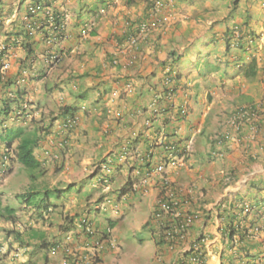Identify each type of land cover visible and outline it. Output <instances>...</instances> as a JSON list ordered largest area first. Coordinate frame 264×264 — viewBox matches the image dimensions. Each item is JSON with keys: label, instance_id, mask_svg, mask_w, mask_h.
<instances>
[{"label": "crops", "instance_id": "0c3cea01", "mask_svg": "<svg viewBox=\"0 0 264 264\" xmlns=\"http://www.w3.org/2000/svg\"><path fill=\"white\" fill-rule=\"evenodd\" d=\"M156 1L0 0V17L7 13L1 17L7 23L0 38L21 39L9 54L11 68L7 82L0 84V108L27 103L23 120L8 129L23 130L22 137L32 142L37 161L44 149L59 154L58 160L39 161L36 170L46 173L39 174L38 182H50L48 174L61 168L58 176L63 186L57 192L61 197L63 187H75L95 175L98 162L105 161L111 168L108 188L86 201L77 204L64 197L45 217L26 205L41 225L31 220L20 230L14 217L20 213L10 206L13 219L8 221L10 232L0 236V264H64L66 259L70 264L93 253L96 264H105L119 252L85 246L84 236L78 234L70 240L72 254L63 249L51 253L38 245L41 240L48 246L62 240L66 232L74 231L83 206L108 193L121 216L123 208L135 207L136 200L148 205L149 215L142 224L154 243L151 264H174L200 235L207 238L209 264H227L230 257L233 264H264V0H173L171 8L158 12L159 24L138 34L137 24ZM36 3L48 7L54 18L37 12L32 17L34 32L25 38L22 17ZM90 22L92 30L83 34ZM234 25L241 29L239 37L232 34ZM131 34L138 37L136 51L128 43ZM26 42L31 44L29 49L23 47ZM131 54L137 58L128 64ZM250 58L256 59L258 67L252 78L240 69ZM22 70L27 79L18 100L10 102L6 98L9 84ZM241 107L256 109L257 131L245 125L226 142L222 156L213 157L215 137L227 129L229 118ZM66 108L78 113L80 121L68 134V145L59 146L61 135L55 124ZM0 135L2 139L4 134ZM170 142L175 143L178 156L185 157L184 165L167 167L164 173L181 201L180 210L205 212L188 228L187 240L172 250L161 241L168 222L151 220L160 175H148ZM186 145L190 150H185ZM59 186L50 187L57 190ZM123 187L126 191L120 194ZM218 207H231L234 223L242 220L241 227L248 231L244 241L236 235L229 247L222 240L227 224L224 216L217 215ZM106 213L104 218L99 213L95 220L100 234L117 220L111 211ZM36 232L39 237H34ZM243 244L247 257L240 255Z\"/></svg>", "mask_w": 264, "mask_h": 264}, {"label": "built area", "instance_id": "2783aa9c", "mask_svg": "<svg viewBox=\"0 0 264 264\" xmlns=\"http://www.w3.org/2000/svg\"><path fill=\"white\" fill-rule=\"evenodd\" d=\"M174 4L173 0H157L152 8L149 10L147 17L143 18L141 22L137 24L138 34L145 33L150 30L152 27H155L156 24L160 23V18L158 12L165 7H172ZM42 12L48 19H53L54 15L52 11L44 6L43 4L36 3L27 8L26 13L23 15L22 20L25 24V28L28 31V34H32L34 27L32 24V17L37 13ZM93 23L90 22L84 26L83 34H87L92 28ZM64 23L60 26L63 29ZM234 35L237 36L238 29L235 27ZM137 39L136 35H129L128 43L131 50H137ZM20 40L16 38H11L8 41H5L0 38V84L4 83L7 80V75L10 68V63L8 62L10 51L16 44H19ZM137 56L136 54H131L128 64L135 62ZM117 62L116 60L114 61ZM26 71L23 70L19 74V77L14 81V86H19L25 81ZM10 97H13V94H9ZM154 105V101H153ZM27 107L25 102H22L20 108L12 111L8 116L3 113H0V128L4 129L7 126L8 122L18 120L24 114V110ZM7 118V119H6ZM258 118V113L255 108L252 107H241L235 110L234 114L228 120V127L222 133L215 137L213 141V148L211 149V155L215 158L222 156L221 149L225 146L226 142L237 136L241 133L245 125L249 126L251 132L257 131V126L255 120ZM80 116L78 113H69L60 118L56 124V130L61 135V142L58 143L59 146L68 145V134L79 124ZM185 150L188 151L189 146H185ZM177 148L174 142L167 143L164 146V155L159 164L155 165L148 175L155 173L160 175V192L156 198L151 220L156 223L168 222V229L164 232V235L161 236V241L166 247L170 250L177 248L179 244L187 240V231L191 224L199 219H202L205 216V212L200 210L194 211H181L180 204L181 201L177 196L175 189L172 187L168 179L164 176L165 169L167 167H178L185 164V157L183 155L178 156ZM16 153L15 147L13 145H7L6 143H0V180L8 172V167L10 160L14 157ZM58 160L59 154L56 152H50L49 149L43 150V157L39 160L40 162L45 161L46 159ZM123 154L119 156L121 160ZM100 175L96 180V187L101 188L102 190L107 189L109 182V174L111 168L105 161L99 162ZM148 177L142 179L143 183H146ZM113 197L109 195H103L98 199L90 201L88 205L84 206L76 217L74 226V231L66 232L65 237L57 242H54L49 251L54 253L58 250H64L67 254H72L73 251L68 248L70 246V240L74 238V234L84 236L85 246L90 244L91 247H94L98 251L103 250L105 247L117 248L118 244L110 238V228H106L105 235L98 233L95 220L98 213H105L111 211L115 215H119L118 207L113 205ZM51 213V209H47L43 213V217L47 216L48 213ZM49 213V214H50ZM264 217V210L261 213ZM236 238V237H235ZM206 236L200 235L196 239L191 240L188 243V247L185 250L180 252L177 260H181L182 264H209L206 254ZM187 256L184 254L187 253ZM95 253L89 254L88 256L80 257L79 259L73 260L70 264H96ZM68 259L64 261V264H67Z\"/></svg>", "mask_w": 264, "mask_h": 264}, {"label": "rangeland", "instance_id": "374dc122", "mask_svg": "<svg viewBox=\"0 0 264 264\" xmlns=\"http://www.w3.org/2000/svg\"><path fill=\"white\" fill-rule=\"evenodd\" d=\"M7 13H3L2 16H6ZM3 19V18H2ZM4 21V19H3ZM5 23H3L2 30H5ZM195 51L198 50V46H195ZM11 68V66H10ZM9 68V71H10ZM264 74L263 73L261 75ZM1 140V135H0ZM15 145V144H14ZM99 162L97 163L98 166ZM10 171L7 174L5 179L0 181V236L2 233H9L8 221L12 220L13 217L7 215V207H15L20 213L19 217L14 214V217L17 219L15 224H18L22 231L25 230L24 224H27L28 221L33 220L35 224L39 222L36 220L38 217L34 213H28L29 210L23 200L22 195L26 192L33 190V200L37 201L41 198H44V191L47 192L48 201L53 209L57 208L59 204L62 203L63 198L71 197L74 201L79 204L82 201H86V198L94 197L96 191H101L100 188L96 187V180L100 175L99 170L95 175L86 179L84 182L77 186H72L68 189L63 187V190H59V193L62 195L58 197L57 192L61 184V177L58 174L61 171V168H57L54 172L48 174L50 182L39 183V174L42 176L45 175L46 170H31L20 162L13 160L10 163ZM97 169V168H96ZM34 174V176H32ZM63 183V182H62ZM60 185V186H59ZM43 186V187H40ZM49 186V187H48ZM56 186H59L57 190L52 189ZM65 186V185H64ZM107 194V193H106ZM112 197L111 194H107ZM126 200L123 198L120 203L122 204ZM46 200H44L45 203ZM89 201V199L87 200ZM89 203V202H88ZM87 203V204H88ZM148 205L142 200L137 201L135 207H126L122 210V216L118 217L113 223L112 228V237H114L115 243L120 245V248H115L117 255H112L109 258L108 262L105 264H151L154 256V243L152 240L150 230L143 226V221L148 218L149 210ZM107 213H103L101 218H104ZM41 225V223H39Z\"/></svg>", "mask_w": 264, "mask_h": 264}, {"label": "trees", "instance_id": "16d2710c", "mask_svg": "<svg viewBox=\"0 0 264 264\" xmlns=\"http://www.w3.org/2000/svg\"><path fill=\"white\" fill-rule=\"evenodd\" d=\"M2 27H3V19L0 17V33L2 32ZM237 28L238 29V34L237 36L239 37L240 35V27L238 25H234L233 29H232V34H234L233 30L234 28ZM227 35H231L230 34H227ZM22 36L23 37H29L28 34L24 31L22 33ZM30 43L29 42H26L23 44V47L26 49L28 47H30ZM29 49V48H28ZM179 56L176 57L175 59V62H179ZM247 64L243 67L241 66L240 69L245 73L246 76H249L250 78L254 77L255 74H256V71L258 69L257 67V62H256V59L255 58H250L248 60V62H246ZM7 80L4 82L6 83ZM19 92H20V89H14V97H15V100L17 101L18 98H19ZM10 101H13V100H10ZM65 110V114H69V113H74L73 111H70L69 108H66L64 109ZM72 110V109H71ZM5 114H7L9 111H10V107L8 109V105L5 108H3L2 110ZM23 133V130L22 129H18V128H15V129H7L5 132H4V141H6L7 143H11L13 142L14 140L16 139H19V144L17 145V150H16V153H15V159L20 162V164H22L23 166L31 169V170H36L40 167V162L37 161L33 154H32V150H33V145H32V142H30L27 138H23L22 137V134ZM126 189L123 187L120 189V194H123L125 193ZM35 192L33 191H30V192H26L23 197V200L24 202L26 203V205H30L33 207V209H35L37 211V216L39 217H43V213L47 210V209H51V212H52V207L48 201V198H47V192L44 191V198H41L37 201L33 200V194ZM44 200L45 203H44ZM220 206V204H219ZM243 208V207H242ZM230 209H220V207L217 208V215L219 217H223L226 221V227L225 229L223 230L222 232V240L225 241L226 239V242L228 244L229 247H231L234 242L236 241L235 240V237L236 235L238 236V239L239 241H244V238L247 237L248 235V231L247 229L245 228H242L241 225H240V220L239 222H235L234 223V219L236 218V216H234V214H232L230 212ZM7 211V215L9 214H12L14 209L13 208H9L7 207L6 209ZM241 209H239V213H240ZM50 213V212H49ZM48 213V214H49ZM225 213H227V215H225ZM245 216V215H244ZM10 217H13V216H10ZM244 219V217H243ZM245 220V219H244ZM111 227L113 226V224H110ZM146 224H144L143 226H145ZM18 235L19 233H16V238H18ZM39 237V235H37V232L36 234L34 235V237ZM49 244L45 241V240H41V243L38 245V247L40 249H49L48 246ZM240 252L241 254L240 255H245V257L249 256V254L247 253L248 252V248H246L245 244L241 245L240 246ZM188 252L184 254V256L186 255L187 256ZM253 256V255H251ZM260 259V258H259ZM234 258L233 257H230L227 261V264H233ZM183 262L181 260H176L174 262V264H182ZM27 264H31V262H27Z\"/></svg>", "mask_w": 264, "mask_h": 264}, {"label": "clouds", "instance_id": "9594fccd", "mask_svg": "<svg viewBox=\"0 0 264 264\" xmlns=\"http://www.w3.org/2000/svg\"><path fill=\"white\" fill-rule=\"evenodd\" d=\"M3 23H4V21H3ZM33 27H34V25H33ZM25 30H26V28H25ZM92 30V29H91ZM90 30V31H91ZM33 32H34V30H33ZM26 33L28 34V31L26 30ZM32 34H28V36H31ZM12 38H16V37H12ZM11 38H5V39H3V40H5V41H8V40H10ZM16 39H19L20 40V42H19V44L21 43V39L20 38H16ZM19 44H16V46L15 47H17ZM15 47H13V49L15 48ZM12 49V50H13ZM11 52V51H10ZM23 71V70H22ZM26 71V70H25ZM21 73V71L19 72V74ZM27 74V73H26ZM7 77H8V75H7ZM17 77H19V75L17 76ZM16 77V78H17ZM16 78L13 80V82H10V84H9V86H10V90H8L7 91V93H8V95H6V98H7V100H13V101H16L15 100V97L13 96V97H10L9 96V94H13L14 95V89H20L21 90V87L23 86V84L25 83V81H26V79H27V75H26V78H25V81L22 83V84H20L19 86H14V81L16 80ZM13 101H10V102H13ZM26 103V102H25ZM21 104H22V102L21 103H19L18 105H16L15 107H11L10 108V111L7 113V114H5L2 110H3V108L1 107L0 108V113H3V114H5V117H6V115L8 116V114L10 113V112H12V111H15L16 109H18V108H20V106H21ZM26 105H27V103H26ZM66 115V114H65ZM7 119V118H6ZM23 119L22 118H20V119H18V120H15V121H12V122H8L7 123V126H6V128H4V129H1L0 128V133H2V135L4 134V132L8 129V127H9V125L11 124V123H16V122H20V121H22ZM3 138H4V135H3ZM1 139L0 140V143H6L7 145H13L14 147H15V150H17V146L16 145H14L13 144V142H11V143H7L6 141H4V139ZM42 155H43V153H42ZM13 160H16L15 159V155H14V157H12L11 158V160H10V163H11V161H13ZM45 161H43L42 163H44ZM101 162V161H100ZM10 165V164H9ZM96 170H97V172H98V170H99V164H98V166H96ZM9 171H10V166L8 167V172L6 173V175L2 178V179H5L6 178V176H7V174L9 173ZM99 172H100V170H99ZM110 176V175H109ZM2 179L0 180V181H2ZM108 184H109V182H108ZM108 188V187H107ZM101 189V188H100ZM106 190V189H105ZM101 191H102V189H101ZM105 195V194H104ZM103 196V195H102ZM114 201V200H113ZM86 205H88V204H86ZM85 205V206H86ZM84 207V206H83ZM101 213V212H100ZM106 213V212H105ZM99 215V213L97 214V216ZM115 215V214H114ZM115 216H117V218L118 217H121V214H119V215H115ZM96 219H97V217H96ZM111 222V221H110ZM107 227L108 228H110V234H109V236H110V238H111V225H107ZM105 233H106V229H105V232L104 233H101V234H103V235H105ZM112 239V238H111ZM54 242H57V241H54ZM54 242H52V244L54 243ZM114 242H115V240H114ZM51 244V245H52ZM116 244H118V243H116ZM51 245L49 246V249H50V247H51ZM119 245V244H118ZM118 248H120V245H119V247ZM49 249H48V251H49ZM50 252V251H49Z\"/></svg>", "mask_w": 264, "mask_h": 264}]
</instances>
